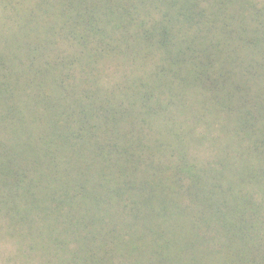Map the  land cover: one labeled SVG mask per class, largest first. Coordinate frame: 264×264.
Returning <instances> with one entry per match:
<instances>
[{"label":"trees","instance_id":"16d2710c","mask_svg":"<svg viewBox=\"0 0 264 264\" xmlns=\"http://www.w3.org/2000/svg\"><path fill=\"white\" fill-rule=\"evenodd\" d=\"M20 6L28 40L0 52L16 264H264V0Z\"/></svg>","mask_w":264,"mask_h":264},{"label":"rangeland","instance_id":"374dc122","mask_svg":"<svg viewBox=\"0 0 264 264\" xmlns=\"http://www.w3.org/2000/svg\"><path fill=\"white\" fill-rule=\"evenodd\" d=\"M21 3L22 0H15L11 4L8 3L6 5L7 12L4 9L0 8V52L3 54L7 53L6 50H8L9 55L11 53H14L16 50L19 52L20 43L21 45L22 44L25 45L24 43L28 40V39L24 40L23 37L15 35L17 28H15V26L13 25V19L10 18L12 14H14V16L15 15L23 16L24 14L23 11L19 12V14L15 13L16 11H19L18 9L23 10V8H21L20 6ZM41 35L42 33L39 34V37L37 38V35L35 34L33 38L40 39ZM57 42H62V40H58ZM17 43H18V47L16 45ZM61 46L62 48H64L63 42L61 43ZM106 82L107 80L105 79L104 83ZM17 249L18 247H14V245L11 242V239L9 238L0 239V264H16L15 257L18 256ZM17 261L19 262L18 264H22L23 262H25L24 259H18Z\"/></svg>","mask_w":264,"mask_h":264}]
</instances>
